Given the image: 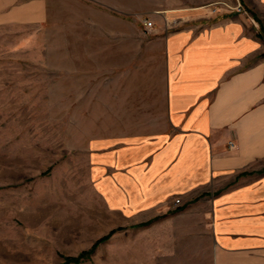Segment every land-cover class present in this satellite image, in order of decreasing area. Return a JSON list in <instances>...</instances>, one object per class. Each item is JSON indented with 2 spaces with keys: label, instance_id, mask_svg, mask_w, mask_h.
<instances>
[{
  "label": "rangeland",
  "instance_id": "1",
  "mask_svg": "<svg viewBox=\"0 0 264 264\" xmlns=\"http://www.w3.org/2000/svg\"><path fill=\"white\" fill-rule=\"evenodd\" d=\"M158 1L131 0L125 19L94 0H50L42 25H0V264H206L177 245L157 254L154 230L108 210L90 163L92 146L153 130L164 108L148 11H254ZM256 14L264 34V6Z\"/></svg>",
  "mask_w": 264,
  "mask_h": 264
},
{
  "label": "crops",
  "instance_id": "2",
  "mask_svg": "<svg viewBox=\"0 0 264 264\" xmlns=\"http://www.w3.org/2000/svg\"><path fill=\"white\" fill-rule=\"evenodd\" d=\"M94 1L129 16L131 0ZM50 4L0 0V25L40 26ZM243 4L249 17L148 11L164 101L157 125L90 150L108 210L154 230L157 254L169 244L206 264H264V0Z\"/></svg>",
  "mask_w": 264,
  "mask_h": 264
},
{
  "label": "built area",
  "instance_id": "3",
  "mask_svg": "<svg viewBox=\"0 0 264 264\" xmlns=\"http://www.w3.org/2000/svg\"><path fill=\"white\" fill-rule=\"evenodd\" d=\"M238 11H239V8H238ZM143 26L146 29V31H151L152 28L154 27V24H153L152 21H144V25ZM233 147H234V145L232 143H229V148L232 149ZM173 204H174V206H178L180 204V200H178V199L175 200Z\"/></svg>",
  "mask_w": 264,
  "mask_h": 264
},
{
  "label": "trees",
  "instance_id": "4",
  "mask_svg": "<svg viewBox=\"0 0 264 264\" xmlns=\"http://www.w3.org/2000/svg\"><path fill=\"white\" fill-rule=\"evenodd\" d=\"M112 233V232H111ZM109 235H111V234H109ZM109 235H107L106 237H103L102 239H100L97 243H99L100 241H102V240H104V239H106L107 237H109ZM96 245V244H95ZM88 254L86 253V254H81L80 255V257H85V256H87ZM70 261H73V262H77L78 261V259L76 258L75 260H71L70 259Z\"/></svg>",
  "mask_w": 264,
  "mask_h": 264
}]
</instances>
